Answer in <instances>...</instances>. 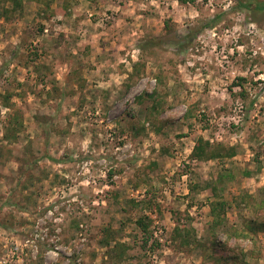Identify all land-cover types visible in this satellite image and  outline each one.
Wrapping results in <instances>:
<instances>
[{"label":"rangeland","instance_id":"374dc122","mask_svg":"<svg viewBox=\"0 0 264 264\" xmlns=\"http://www.w3.org/2000/svg\"><path fill=\"white\" fill-rule=\"evenodd\" d=\"M46 1L0 5V264H112L124 245L123 264H264V230L227 236L264 223L232 202L264 204V12ZM200 139L235 157L191 161ZM225 171L220 229L207 185Z\"/></svg>","mask_w":264,"mask_h":264},{"label":"trees","instance_id":"16d2710c","mask_svg":"<svg viewBox=\"0 0 264 264\" xmlns=\"http://www.w3.org/2000/svg\"><path fill=\"white\" fill-rule=\"evenodd\" d=\"M1 1H0V5L3 3V0ZM27 1H37L38 2V0H27ZM41 1L43 0H39V3H41ZM235 1L237 2V8H239L240 10H243L246 12H258V13L264 12V0H235ZM23 2H25V0H13V3H14V6L12 7L13 10H18L21 7ZM53 2L54 0L46 1L45 3L46 9L50 10L53 5ZM46 11L44 12L46 13ZM9 13H11V10L8 9V7H6L5 5L0 6V17L6 18ZM16 130L18 131L19 129H16ZM6 137H8V133H6ZM209 146H210V143L205 142L204 140L200 139L199 142L194 147L192 154L190 155V160L191 161L204 160L205 162H209V161L218 160V159H230V158L235 157V154H236L235 151L228 150L224 152L223 149H221V150H216V151L211 152ZM225 172L226 173L224 172L218 173L216 180L207 185V187L211 191V194H212L211 196L219 200V201H212L210 203L211 204L210 209H211V215L214 220L213 225L216 228L220 227V229L226 228V213L228 210H230V208L232 209L231 207L232 204H230L229 201H227L226 199L223 200V194L221 190L219 189V186L220 184H225V182L227 181H233L237 177L234 171H225ZM241 175L242 177H246V176L250 177L251 173L244 172ZM199 187L200 185H195V186H191L190 188L194 190V189H199ZM232 202L235 203L234 205L238 206L237 210L239 211L242 210L243 205L247 208H253V209L264 208V204H259L258 202H255L253 198H250L246 194H243L242 197L239 199L237 198L233 199ZM146 206H148V208H151L153 207V203L149 202L148 205ZM147 220H148V217L140 218L139 220H137V225L140 227L142 232L147 235L146 240H145L146 244L148 243L149 238H152V234L148 236L150 226H149V223H146ZM263 230H264V223H256L255 221L251 220V221L245 222L244 228H242V230L235 229L234 231H229L230 233L227 230L226 231L228 232L227 233L228 238L231 237V238L240 239V238L253 237ZM175 232L178 233L179 230L175 228L174 233ZM176 238L174 237V239ZM106 242H109V240L104 241V243ZM185 243L187 244L188 241H185L182 244H185ZM162 245H163L162 241L160 242L157 240L155 243H153L151 247L152 249L156 250L162 247ZM124 247L125 245L123 246V249H120L119 252L114 250L115 251L114 256H113V251L112 253H110L109 256L111 258L112 264H123V262H125V256H124L125 248Z\"/></svg>","mask_w":264,"mask_h":264}]
</instances>
